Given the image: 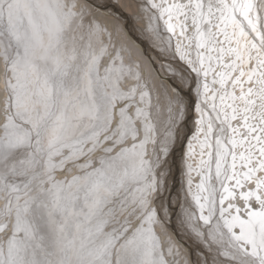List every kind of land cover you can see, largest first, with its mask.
Listing matches in <instances>:
<instances>
[{"label":"snow or ice","instance_id":"obj_1","mask_svg":"<svg viewBox=\"0 0 264 264\" xmlns=\"http://www.w3.org/2000/svg\"><path fill=\"white\" fill-rule=\"evenodd\" d=\"M0 264H264V0H0Z\"/></svg>","mask_w":264,"mask_h":264},{"label":"rangeland","instance_id":"obj_2","mask_svg":"<svg viewBox=\"0 0 264 264\" xmlns=\"http://www.w3.org/2000/svg\"><path fill=\"white\" fill-rule=\"evenodd\" d=\"M190 115H191V118L188 119V122H187V128L191 130V132L188 136V140H191L192 135H194V133H195V120L197 119V114L195 113L194 110ZM188 140H184L182 145H178L179 147L178 146L176 147V152H175V155L173 157L174 164H173L172 179L170 181V184L174 186L175 191L180 194L181 198H183L185 193L188 192V182H186V181L189 178V170H186V168H188V167L187 166L185 167V165H183V160H187V156H188V154H187L188 152L186 150L188 148ZM184 155H185L186 159H185V157H183ZM196 168H198V167H196ZM196 168H195V170H196ZM192 174H194V172L190 173L191 176H192ZM194 178H195L196 184H198L199 183L198 173L196 174V176H194ZM192 190H194V189H192ZM174 195H175V193H174ZM190 199H191V195L189 194V200Z\"/></svg>","mask_w":264,"mask_h":264},{"label":"bare ground","instance_id":"obj_3","mask_svg":"<svg viewBox=\"0 0 264 264\" xmlns=\"http://www.w3.org/2000/svg\"><path fill=\"white\" fill-rule=\"evenodd\" d=\"M195 134V133H194ZM179 147V146H178ZM194 147H195V154L193 155V157L192 158H190L189 157V148H187L186 150H187V154H188V156H187V160H183V165H185V167L187 166L188 167V165H193V170L191 171L192 173L194 172V174H192V176H191V178H192V189H194V190H192L193 192H195L196 191V182H195V178H194V176H196V174L199 172V167H198V165H199V162H200V157H199V151H200V148H199V146L198 145H194ZM183 157H185V155L183 156ZM185 159H186V157H185ZM196 167H198V168H196ZM195 168H196V170H195ZM186 170H189V167L188 168H186ZM183 175V174H182ZM186 175V174H185ZM188 175V174H187ZM174 177V176H173ZM185 177V176H184ZM174 179V178H173ZM189 179V178H188ZM188 179H187V181L186 182H188ZM175 181V180H174ZM188 187H189V185H188ZM217 187H219V185H217ZM222 191V190H221ZM191 195V194H190ZM191 200V199H190Z\"/></svg>","mask_w":264,"mask_h":264}]
</instances>
